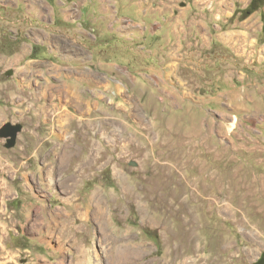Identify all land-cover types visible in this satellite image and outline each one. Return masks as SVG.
Masks as SVG:
<instances>
[{
	"label": "rangeland",
	"instance_id": "obj_1",
	"mask_svg": "<svg viewBox=\"0 0 264 264\" xmlns=\"http://www.w3.org/2000/svg\"><path fill=\"white\" fill-rule=\"evenodd\" d=\"M182 1L195 11L191 32L164 40L156 63L148 43L137 54L101 31V0H86L80 21L111 56L98 84L37 81L65 83L75 102L29 81L0 89V127L23 125L14 147L0 137V264H76L80 246L89 264L264 263V8L242 18L234 9L251 0ZM10 28L15 37L27 26L5 22L1 34ZM74 199L96 210L80 219Z\"/></svg>",
	"mask_w": 264,
	"mask_h": 264
},
{
	"label": "crops",
	"instance_id": "obj_2",
	"mask_svg": "<svg viewBox=\"0 0 264 264\" xmlns=\"http://www.w3.org/2000/svg\"><path fill=\"white\" fill-rule=\"evenodd\" d=\"M85 1L0 0V26L3 27L5 22L7 24L11 22L17 26L26 23L27 26L25 33L18 31L15 37L9 33L12 32L11 28L5 29L2 34L0 32V36L3 34L11 36V39L3 37L9 39L4 45L3 38H0L1 45L4 47L0 49V89L11 91L13 88L17 90L20 86H25L26 89L25 82L29 81L28 83H31L38 93L50 87L61 89L62 94H65L68 88L71 92L74 90L70 86L65 87V83L60 85V83L46 82L45 86L43 83H37L44 79L48 81L49 78L65 81V78L70 77L78 79L86 77L96 85L98 84L99 72L105 69L102 66L105 65L107 69L112 67L108 59L111 56L104 51L99 52L98 46L93 42L94 37H97L98 28L82 24L80 21L82 16L80 7ZM182 2V0H101L98 9L106 16L108 25L106 24L104 29L100 25V30H106L110 35L117 34L125 40L122 44L131 43L137 54L148 43V48H151L148 56L154 57V63H156L158 55L163 57L164 40L182 43L191 32L189 28L194 24L195 11L192 5L178 8L179 4L182 6ZM114 5L115 10L112 9ZM116 5H120L130 15L132 14L136 22L132 21L129 15L119 17ZM9 17L14 19L10 20ZM145 18L150 21V38L156 36L157 42L145 40L146 29L143 26ZM116 22L119 23L115 25ZM155 24H157L156 27H154ZM23 35L27 40L18 42ZM206 38L208 40V35ZM155 50L156 53H152ZM57 55L59 61L54 60ZM44 62L47 64H43ZM75 62L78 63V67H73L71 64ZM74 91L77 93L76 90ZM75 92H73L74 96ZM59 119L61 120V116Z\"/></svg>",
	"mask_w": 264,
	"mask_h": 264
},
{
	"label": "bare ground",
	"instance_id": "obj_3",
	"mask_svg": "<svg viewBox=\"0 0 264 264\" xmlns=\"http://www.w3.org/2000/svg\"><path fill=\"white\" fill-rule=\"evenodd\" d=\"M65 95H67L68 97H69V99H70V101L71 102H75L74 101V95H73V92H71L70 90H66V93H65ZM76 100V99H75ZM82 102V101H81ZM82 108V107H81ZM86 108V107H85ZM89 110L90 109H88L87 108V110H85V111H88V113H89ZM69 111V110H68ZM64 114H61L60 116H61V120H60V125L58 126V128H59V135H61V134H63V132H64V130H66V131H68V129H67V122H68V120H67V114H65V112H63ZM69 113V112H68ZM68 116H69V114H68ZM69 119H74V118H71V117H69ZM84 120V119H83ZM87 121V120H86ZM90 122V121H89ZM88 123V122H87ZM89 124V123H88ZM55 131V130H54ZM57 135V134H56ZM58 136V135H57ZM67 147V146H66ZM65 153V152H64ZM67 155V154H66ZM92 157V156H91ZM94 157H97L96 155L94 156ZM88 159V158H87ZM92 159H94L93 157H92ZM89 160V159H88ZM86 162H88V161H86ZM90 163V162H89ZM83 165V164H82ZM86 165V164H85ZM63 166V165H62ZM79 166V165H78ZM81 166V165H80ZM79 166V167H80ZM83 167V166H82ZM60 169V168H59ZM80 169V168H79ZM51 170H52V168H51ZM81 170H83V169H81ZM83 172V171H82ZM166 173V172H165ZM73 177V176H72ZM52 178V177H51ZM50 179V178H49ZM67 181H68V179H67ZM52 185H53V183H52ZM98 193V192H97ZM75 197V196H74ZM92 197V196H91ZM94 199L93 200H97L98 202V205H100V203L99 202H101V200L103 201L104 200V198L101 196V195H94V197H93ZM92 199V198H91ZM76 202H75V199L72 201V204L69 202V204H70V206L72 205H74L73 207L76 209V211H78V213L80 214V219L81 218H85V216L87 215V214H90L91 212H93V210L95 209V207H93V205L94 204H92V203H89L87 206H85L86 208H82L81 206H79V204H75ZM76 205V206H75ZM84 207V206H83ZM65 210V209H64ZM67 210V209H66ZM82 210H85V211H82ZM96 210V209H95ZM75 211V212H76ZM63 214V213H62ZM65 214H66V212H65ZM70 217L72 216L73 217V215H74V212L72 211V213H70V212H68L67 213ZM66 214V217L68 216ZM61 215V209H59V208H57V209H53V210H51L50 211V216H51V219L52 220H56L57 221V218H59V216ZM63 216V215H62ZM88 217V216H87ZM69 218V217H68ZM75 218V217H74ZM77 219V218H76ZM75 219V222H74V224L78 221V219L76 220ZM72 220V219H71ZM74 221V220H73ZM82 221V220H81ZM83 222V221H82ZM73 223V222H72ZM75 226V225H74ZM80 245V244H79ZM78 252L80 253V254H78V257H77V260H76V264H89V259H88V255H89V251L87 250V249H85V247L83 248L82 246H80L79 248H78ZM200 258V257H199ZM201 259V258H200ZM197 261V260H196ZM185 262V261H184ZM72 263H74V262H72ZM187 263V262H186ZM185 264V263H184ZM187 264H190V263H187Z\"/></svg>",
	"mask_w": 264,
	"mask_h": 264
},
{
	"label": "water",
	"instance_id": "obj_4",
	"mask_svg": "<svg viewBox=\"0 0 264 264\" xmlns=\"http://www.w3.org/2000/svg\"><path fill=\"white\" fill-rule=\"evenodd\" d=\"M23 130L21 123H5L0 127V137L5 139V147L12 148L16 145L18 134ZM133 165V164H132ZM264 264V263H260Z\"/></svg>",
	"mask_w": 264,
	"mask_h": 264
},
{
	"label": "trees",
	"instance_id": "obj_5",
	"mask_svg": "<svg viewBox=\"0 0 264 264\" xmlns=\"http://www.w3.org/2000/svg\"><path fill=\"white\" fill-rule=\"evenodd\" d=\"M263 7H264V0H251L247 8L241 11L236 10L235 16L240 13L242 18H246L252 15L253 13L263 9ZM261 14H262V19H263V32H264V11H262Z\"/></svg>",
	"mask_w": 264,
	"mask_h": 264
}]
</instances>
